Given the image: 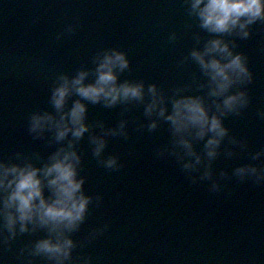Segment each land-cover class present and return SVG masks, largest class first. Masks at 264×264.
<instances>
[{
	"label": "water",
	"instance_id": "95a60500",
	"mask_svg": "<svg viewBox=\"0 0 264 264\" xmlns=\"http://www.w3.org/2000/svg\"><path fill=\"white\" fill-rule=\"evenodd\" d=\"M142 2L149 4L140 10L144 17L166 6L164 0H135L133 4ZM131 3L132 0H0V82L8 78L5 72L15 65L14 61L24 62L33 71L38 60L39 74L48 62L46 66L51 70L42 78L46 86L38 83L33 73L28 76L31 87L19 80L13 91L0 88V162L20 166L31 163L43 168L60 146L55 129L46 128L39 134L30 131L31 115L51 114L52 90L62 82L61 77L71 81L86 72L84 83H95L96 68L103 55L113 50L122 52L129 66L123 71L115 70L117 85L140 84L142 79L144 86L142 101L122 102L125 117H120L114 106H106L103 101L93 104L74 91L66 100L65 112L77 100L85 102V117L94 124L96 138H102L105 147L97 156L93 143L92 157L84 151L83 144L76 142L81 148L75 151L83 166L76 178L84 181L81 191L90 202L78 228L65 233L74 245L72 258L65 264H264V181L235 174L237 168L248 165L264 171V21L250 25L247 38L236 33L223 35L221 40L234 54L246 58L252 73L251 83L236 84L229 94L244 91L249 104L238 113L220 116L228 134L215 158L209 159L205 149L211 134L196 139L184 133L201 158L194 169H185V163L195 164V156H188L175 143L178 137L173 135L171 122L160 117L158 110L155 116L146 113L152 100L148 91L151 86L157 89L158 97L165 92V115L172 113L170 101L176 94L167 93L157 81L158 69H163L158 49L150 45L145 55L139 54L138 48L145 46L148 36L139 21L129 20ZM177 5L181 6L179 1ZM175 13L173 8L168 11L170 20L166 15L162 18V13L154 16L158 19L155 25L175 24ZM182 20L177 23L195 24L186 14ZM68 21L82 23L72 25ZM151 34L155 36L154 30ZM198 39L203 41L204 50L213 40L206 32L196 34L195 42H201ZM197 50L200 46L187 47V56L182 50L178 63H168L169 69L176 71L179 65L194 67L197 61L192 52ZM22 67L15 65V71ZM202 72L205 74L203 69ZM125 76L130 77L129 82ZM200 76L196 72L189 80L174 82L192 92H183L175 100L198 97L210 116H219L216 105L222 104L223 97L211 96L210 81ZM51 115L59 119L58 113ZM153 122L155 129L150 128ZM257 153L262 155L254 159ZM110 158L117 160L115 167L104 163ZM205 172L211 175L202 179ZM213 185L217 187L213 189ZM4 195L0 192V207ZM44 195H51L47 187ZM4 223L0 215V264H56L44 254H32L38 241L50 238L47 228L29 224V230L21 233L17 224L15 238L5 243L4 238L11 234ZM16 245H23L26 254L17 253Z\"/></svg>",
	"mask_w": 264,
	"mask_h": 264
},
{
	"label": "clouds",
	"instance_id": "9594fccd",
	"mask_svg": "<svg viewBox=\"0 0 264 264\" xmlns=\"http://www.w3.org/2000/svg\"><path fill=\"white\" fill-rule=\"evenodd\" d=\"M190 11L199 18L201 27L211 33L236 32L242 38H247L250 35L249 26L257 21H264V0H191ZM215 55L227 62L222 63ZM192 57L210 77L212 87L209 94L223 97L222 104L216 105L220 115L210 116L202 100L190 96L174 100L172 113L165 115L167 109L162 106L164 99L158 97L155 86L148 89L152 100L146 107L149 116L158 110L160 117L170 121L173 135L178 137L175 143L185 149L188 156H195V164L185 163V169H194L201 158L193 151L192 143L185 138L184 133L194 135L196 139H204L211 134L205 149L209 159L215 158L217 148L228 134L220 116L238 113L249 104L246 92L229 94L230 89L236 84L252 81L246 58L242 54H234L221 39L209 41L203 52L193 51ZM128 66L126 55L113 50L100 59L95 83H84L88 75L86 72H80L71 81L61 77L62 82L53 88L51 94V103L57 110L59 119L47 112L34 113L30 117V131L39 134L46 128L55 129V139L58 142L65 140L69 133L77 140L81 138L88 131L85 124V104L77 100L69 111H64L66 100L73 91L93 104L103 101L109 107L128 100L142 101L143 84L125 82L117 85L115 70L123 71ZM261 115L264 116V113ZM156 127L155 122L150 125L151 129ZM120 128L122 131L123 123ZM93 143L96 145L95 154L99 156L105 147V141L93 138ZM260 155L262 153H257L254 159H258ZM79 163L80 156L75 151L73 141H69L67 148H60L51 155L43 168L34 167L31 163L20 166L0 162V192L5 194L0 215L4 218V227L11 234L4 238L5 243L15 238L17 224L21 233L29 230V224H38L48 229L50 238L38 241L32 254H44L50 260H55L56 264H65V261L71 260L74 245L65 233L78 228L90 202V198L85 197L81 191L84 181L76 178ZM104 163L112 168L117 165V160L110 158ZM235 174L240 178L253 176L257 182L264 181V171L251 165L237 168ZM210 175V172H205L201 178H209ZM45 187L51 193L47 198L44 195ZM216 187L217 185H213V189Z\"/></svg>",
	"mask_w": 264,
	"mask_h": 264
}]
</instances>
